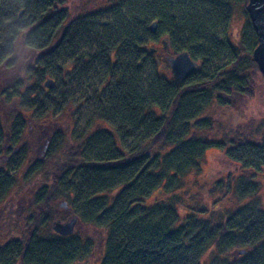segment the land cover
Returning a JSON list of instances; mask_svg holds the SVG:
<instances>
[{
    "label": "trees",
    "instance_id": "1",
    "mask_svg": "<svg viewBox=\"0 0 264 264\" xmlns=\"http://www.w3.org/2000/svg\"><path fill=\"white\" fill-rule=\"evenodd\" d=\"M117 1L114 8L125 16L117 13L110 25H101L69 18L62 0H0V148L14 154L18 147L19 160L26 154L22 113L10 125L11 95L21 93L30 70L43 75V57L68 59L54 78L44 80L53 81L58 106L84 96L74 84H82L85 71L86 79H97L90 96L98 105L94 132L73 135L65 129L52 137L43 158L45 182L17 237L8 238V230L3 235L0 264H74L93 252L97 240L100 264H201L208 250L216 251V264H264V209L254 200L257 179L264 178V128H259L264 125L211 138L209 112L232 108L235 95H251L246 75L258 71L252 60L257 37L247 0H209L217 10L240 6L246 22L238 46L231 48L233 58L211 72L205 70L207 56L177 46L179 34L195 44L200 34L215 29L186 0ZM152 36L166 38L175 55L187 52L199 70L181 85L161 77L151 62ZM71 63L87 68L75 79L71 69L64 70ZM73 143L75 151L59 152L61 144ZM210 149L223 152L242 173L233 187L239 206L218 215L185 206L192 213L181 216L184 203L177 195L153 198L182 189L189 174L199 175ZM15 172L0 167V202ZM57 200L78 220L72 236H58L48 227L58 217Z\"/></svg>",
    "mask_w": 264,
    "mask_h": 264
},
{
    "label": "rangeland",
    "instance_id": "2",
    "mask_svg": "<svg viewBox=\"0 0 264 264\" xmlns=\"http://www.w3.org/2000/svg\"><path fill=\"white\" fill-rule=\"evenodd\" d=\"M62 1L61 8L66 9L69 18L83 17L87 20L97 21L101 25H110L117 13H120L121 16L126 14L124 10L119 11L118 8H114L115 4L119 5L117 0ZM183 2L187 6L191 5L207 21H212L215 29L200 34L198 42L195 44H190L187 35L179 34L176 41L177 46L183 47V49L194 55L204 54L207 56L206 71L211 72L228 63L233 58L231 48L238 46L240 36L246 28L245 17L240 6L232 5L217 10L209 0H186ZM161 39H163V36L150 37L151 45L149 47L155 50L151 54V62L153 61L161 77L165 75L171 79L166 58L175 56V53L170 48L163 50L160 44ZM39 61H41V66H44V68H41L43 69V75L37 70H30L27 73V84L21 88V93L18 96L11 95V99L14 98V101L10 105V122L15 119L17 112L22 113L25 121L23 129L25 136L21 138V141H23V149L26 154L19 160L17 158L20 157L18 147L14 146V154L3 151V147L0 148V167L7 171L16 168L13 175V186L0 202V242L4 241L3 238L5 237L3 235L7 230L8 232L12 231V235L8 238L14 239L17 237L22 222L32 211L31 205L35 193L45 182L43 179V173L45 172L43 158L55 133L59 130L68 129L73 135H78L84 131L85 135H89L96 128L93 117L98 105L95 99L91 100L90 93L92 88L97 85V79L92 80L90 77L86 79L85 71L84 76L81 77L83 79L82 84H79V86L74 84L75 88L79 87L81 89L84 96H76L66 105L58 106L54 102V99L57 98V91L53 88L45 93L42 84L46 78H54L51 75L60 71L59 68L61 69L68 59L59 56V58H53L49 61L43 57ZM92 67L91 74L94 75V70H97L98 65L95 69L94 66ZM86 68L87 65L73 66L71 63L64 70L71 69V76L76 79L78 75H82L84 72L82 70ZM247 74L248 88L251 93L249 97L235 95L231 99L232 108L214 107L210 109V119L214 122L212 129L214 136H211V138L221 139L229 131L233 133L232 131L238 132L243 129L255 130L260 125H264V82L258 71L247 70ZM12 124L11 122L10 125L12 126ZM98 128H101V126ZM259 128L263 129L264 126ZM76 148V144L73 143L67 146L61 144L58 149L61 153H67L75 151ZM32 166L35 167V171H30ZM30 172L34 173L31 178L26 176ZM11 174L13 173L9 175ZM241 174L237 165L231 164L225 159L223 152L210 149L205 152L199 175L189 174L182 189L173 192L169 190L170 192L162 194L154 193L153 198H170L177 195L184 203V206L179 207L181 216L192 213L191 209L198 211L202 208L207 209V211H215L217 215L219 213L227 214L240 205L233 187ZM257 182L259 190L254 200L259 199L264 209V178L258 177ZM250 200L252 199L248 198L245 202ZM62 204L63 202L60 200L55 203L58 211L56 220L65 222L72 216L66 206H61ZM54 221L48 224L49 229ZM95 243L93 252L74 264H100L103 254L102 241L98 243L97 240ZM215 254L216 251L208 250L202 257L201 264H216Z\"/></svg>",
    "mask_w": 264,
    "mask_h": 264
},
{
    "label": "water",
    "instance_id": "3",
    "mask_svg": "<svg viewBox=\"0 0 264 264\" xmlns=\"http://www.w3.org/2000/svg\"><path fill=\"white\" fill-rule=\"evenodd\" d=\"M245 10L257 37V45L252 51V60L256 64L257 70L264 82V0H247ZM156 28L157 24L153 22L149 27L150 33H155ZM160 44L163 50H168V41L166 38L161 39ZM154 52V49H150V53ZM166 64L170 72L171 80L175 85L184 83L200 68V63L192 60L187 52H181L175 56L167 57ZM53 84L52 80H46L43 83V88L50 90ZM61 206L65 207L66 204L63 203ZM77 225V218L71 217L65 222L59 220L54 221L50 228L58 236L69 237L74 234ZM243 253L240 252L239 254Z\"/></svg>",
    "mask_w": 264,
    "mask_h": 264
},
{
    "label": "flooded vegetation",
    "instance_id": "4",
    "mask_svg": "<svg viewBox=\"0 0 264 264\" xmlns=\"http://www.w3.org/2000/svg\"><path fill=\"white\" fill-rule=\"evenodd\" d=\"M43 91H45V92H46V91H49V90H43Z\"/></svg>",
    "mask_w": 264,
    "mask_h": 264
}]
</instances>
